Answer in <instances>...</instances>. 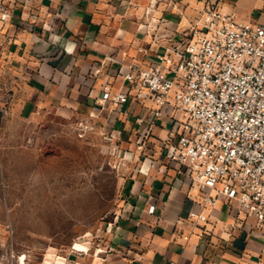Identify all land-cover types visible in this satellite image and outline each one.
<instances>
[{
  "label": "crops",
  "instance_id": "0c3cea01",
  "mask_svg": "<svg viewBox=\"0 0 264 264\" xmlns=\"http://www.w3.org/2000/svg\"><path fill=\"white\" fill-rule=\"evenodd\" d=\"M207 2L264 24V0H157L154 6L150 0H22L13 24L0 29V43L21 75L14 109L30 119L48 111L97 115L124 169L120 205L98 239L50 264H264V228L236 200L221 196L204 209L208 221L192 228L189 213L201 210L200 191L171 157L172 109L164 107L151 122L158 107L151 100H102L106 86L132 91L124 78L129 64L148 66L179 42Z\"/></svg>",
  "mask_w": 264,
  "mask_h": 264
},
{
  "label": "built area",
  "instance_id": "2783aa9c",
  "mask_svg": "<svg viewBox=\"0 0 264 264\" xmlns=\"http://www.w3.org/2000/svg\"><path fill=\"white\" fill-rule=\"evenodd\" d=\"M20 1L0 0V29L13 24ZM124 78L132 91L106 86L102 100H151L158 105L151 122L164 107L172 109L177 141L171 157L200 191L201 210L189 213L192 228L208 221L204 209L223 195L264 228V24L207 2L179 42L157 52L148 66L131 62ZM11 264H26V258L18 255Z\"/></svg>",
  "mask_w": 264,
  "mask_h": 264
},
{
  "label": "rangeland",
  "instance_id": "374dc122",
  "mask_svg": "<svg viewBox=\"0 0 264 264\" xmlns=\"http://www.w3.org/2000/svg\"><path fill=\"white\" fill-rule=\"evenodd\" d=\"M21 81L0 43V264L60 261L96 240L120 205L124 169L97 115L14 109Z\"/></svg>",
  "mask_w": 264,
  "mask_h": 264
},
{
  "label": "bare ground",
  "instance_id": "6f19581e",
  "mask_svg": "<svg viewBox=\"0 0 264 264\" xmlns=\"http://www.w3.org/2000/svg\"><path fill=\"white\" fill-rule=\"evenodd\" d=\"M78 245V244H77ZM76 249H78V250H85V249H83L82 247H80V246H76ZM22 258H24V256H22Z\"/></svg>",
  "mask_w": 264,
  "mask_h": 264
}]
</instances>
